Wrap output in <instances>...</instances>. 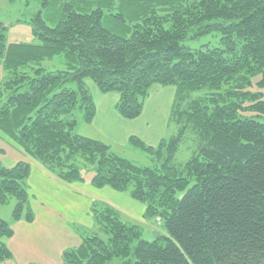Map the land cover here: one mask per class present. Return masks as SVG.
I'll return each mask as SVG.
<instances>
[{
    "label": "trees",
    "instance_id": "obj_1",
    "mask_svg": "<svg viewBox=\"0 0 264 264\" xmlns=\"http://www.w3.org/2000/svg\"><path fill=\"white\" fill-rule=\"evenodd\" d=\"M32 17L38 43L6 42L0 20V136L66 182L108 186L144 205L166 230L153 240L114 207L93 201L94 228L74 225L77 247L64 264H264V0H43ZM215 30L217 45L184 42ZM61 55L65 69L47 70ZM115 92L116 112L135 119L150 88L174 86L169 123L156 146L131 135L150 164L139 165L100 138L73 131L74 111L91 123L88 86ZM196 149L175 160L186 135ZM93 174L86 179L87 171ZM30 165L0 159V203L33 221ZM12 224L0 217V263L12 258Z\"/></svg>",
    "mask_w": 264,
    "mask_h": 264
},
{
    "label": "rangeland",
    "instance_id": "obj_2",
    "mask_svg": "<svg viewBox=\"0 0 264 264\" xmlns=\"http://www.w3.org/2000/svg\"><path fill=\"white\" fill-rule=\"evenodd\" d=\"M42 1L43 0H0V20L4 23L5 26L7 43L39 42L40 39L37 34L34 33L31 19L35 15V13L38 12V10L42 9ZM221 36L222 32L219 30H215L197 39L186 40L184 43L191 48H198L203 44H209L212 46L219 44ZM42 66L47 70L52 71L65 69L64 59L61 55L54 56L52 59L44 60L42 62ZM257 79L258 76L253 77V85L250 87V90L259 91L264 97V88L257 87ZM87 83L91 90L93 98L98 102L99 106L103 101L111 102L117 98V93L110 92L104 95V93H101L96 88L91 80H87ZM174 92V86H162L159 84L153 85L150 88L149 96L146 100L143 114L140 117L131 120L121 117L114 110L113 106L111 107V111H113L114 114L105 113L100 106L101 110L99 111V115L96 119L95 127L91 123L89 124L84 121L83 111L81 109H76L74 111L76 125L73 131L81 135L103 139L111 144L112 149L118 154L133 160L139 165H148L150 164V161L146 153H144L141 149L128 144L127 138L128 136L135 135L142 139L146 144L156 146L162 138L168 139L172 135H174L176 133L177 127L176 125L169 123V115L173 103ZM99 129L102 131H100ZM195 149L196 137L193 133L188 132L186 133L180 145V148L176 153V162L181 163L186 161L193 154ZM14 164L10 166H13ZM92 174V170L87 171L85 174L86 179H89ZM117 192L120 193V197L125 196L130 200L139 203L138 201L132 199L129 196L128 192ZM96 201L110 205L101 200ZM15 204L16 201L14 197H11L7 202L0 203V217L11 224L15 221L12 216ZM120 204L121 206H128L125 200H122ZM139 204L143 205L141 203ZM118 211L121 213L123 220L140 225L142 237L146 240L151 241L158 235L166 233V230L160 218L153 217L144 219L143 217H140V211L137 206L128 208V211L131 212V214L127 213L126 211L123 212L122 209ZM137 217H139L140 219H136ZM84 227L92 230L94 228V225L91 227ZM120 263L121 262L119 259H113L108 264Z\"/></svg>",
    "mask_w": 264,
    "mask_h": 264
},
{
    "label": "crops",
    "instance_id": "obj_3",
    "mask_svg": "<svg viewBox=\"0 0 264 264\" xmlns=\"http://www.w3.org/2000/svg\"><path fill=\"white\" fill-rule=\"evenodd\" d=\"M117 98L111 102L100 103L102 110L114 114L111 107L114 108ZM94 101L96 114L91 124L95 127L101 108L95 99ZM0 159L6 166L19 160H24L30 165L29 203L34 213L31 222L19 219L12 223L13 235L7 240L12 258L0 264H64L63 251L66 248L79 246L82 240L74 225L83 227L94 225L90 207L96 200L104 201L130 214L128 208L137 206L140 217H143L144 205H140V202L137 203L125 196L120 197V193L107 186L96 188L88 180L66 182L27 155L17 144L1 136ZM122 200H125L128 206H121Z\"/></svg>",
    "mask_w": 264,
    "mask_h": 264
}]
</instances>
